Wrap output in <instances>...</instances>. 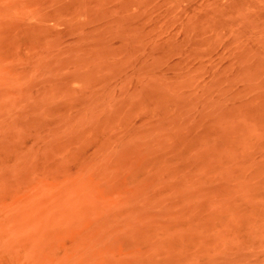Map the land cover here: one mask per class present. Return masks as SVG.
Instances as JSON below:
<instances>
[{"label":"rangeland","instance_id":"rangeland-1","mask_svg":"<svg viewBox=\"0 0 264 264\" xmlns=\"http://www.w3.org/2000/svg\"><path fill=\"white\" fill-rule=\"evenodd\" d=\"M0 264H264V0H0Z\"/></svg>","mask_w":264,"mask_h":264}]
</instances>
